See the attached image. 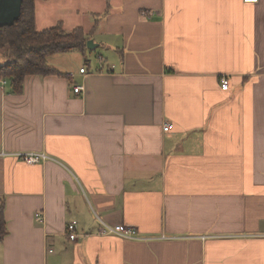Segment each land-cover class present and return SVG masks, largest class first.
<instances>
[{
  "label": "crops",
  "instance_id": "1",
  "mask_svg": "<svg viewBox=\"0 0 264 264\" xmlns=\"http://www.w3.org/2000/svg\"><path fill=\"white\" fill-rule=\"evenodd\" d=\"M35 23L104 53L0 85V264H264V0H35Z\"/></svg>",
  "mask_w": 264,
  "mask_h": 264
},
{
  "label": "trees",
  "instance_id": "2",
  "mask_svg": "<svg viewBox=\"0 0 264 264\" xmlns=\"http://www.w3.org/2000/svg\"><path fill=\"white\" fill-rule=\"evenodd\" d=\"M87 33L82 27L66 30L61 24L39 31L35 23V0H23L21 16L11 26H0V79L13 93H21L28 75L70 76L50 63V57L68 52L85 53ZM5 200L0 204V240L7 234Z\"/></svg>",
  "mask_w": 264,
  "mask_h": 264
},
{
  "label": "built area",
  "instance_id": "3",
  "mask_svg": "<svg viewBox=\"0 0 264 264\" xmlns=\"http://www.w3.org/2000/svg\"><path fill=\"white\" fill-rule=\"evenodd\" d=\"M250 1H256V0H250ZM143 14H146V12H143ZM81 73H86V68H82L80 70ZM7 84V81L5 79H0V85L5 86ZM229 80L226 77L221 78V87L223 90L229 89ZM84 89L81 85H75L73 88V91L75 93H80ZM174 127L173 123H166L164 125V131H170ZM45 156L42 154H36V153H30L24 155V160L27 163H38L44 158ZM37 221H43L44 216L42 213L36 214ZM100 222V229L98 231V234L100 235H116L122 238L126 239H138L137 230L133 226H127L125 224H111L104 220L99 219ZM66 234L69 237L70 240H75L77 238V221H72L68 223L66 228Z\"/></svg>",
  "mask_w": 264,
  "mask_h": 264
},
{
  "label": "water",
  "instance_id": "4",
  "mask_svg": "<svg viewBox=\"0 0 264 264\" xmlns=\"http://www.w3.org/2000/svg\"><path fill=\"white\" fill-rule=\"evenodd\" d=\"M23 0H0V26H11L21 16ZM97 44L93 40L87 41L88 48H94ZM1 64V59H0Z\"/></svg>",
  "mask_w": 264,
  "mask_h": 264
},
{
  "label": "rangeland",
  "instance_id": "5",
  "mask_svg": "<svg viewBox=\"0 0 264 264\" xmlns=\"http://www.w3.org/2000/svg\"><path fill=\"white\" fill-rule=\"evenodd\" d=\"M100 53H104V52L102 51V48L99 47V45L97 44V46L94 48H87L85 54H82L77 51H73L69 53L55 54L54 58L66 57L69 59V63L74 64V66H77L78 68L80 66L87 68L88 65L94 66L95 64L100 62L98 58ZM1 62H3V59L1 60Z\"/></svg>",
  "mask_w": 264,
  "mask_h": 264
}]
</instances>
